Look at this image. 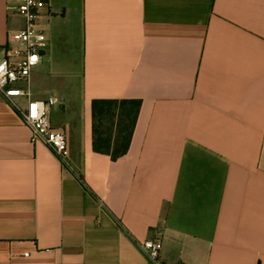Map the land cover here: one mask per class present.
Instances as JSON below:
<instances>
[{
    "label": "crops",
    "instance_id": "crops-1",
    "mask_svg": "<svg viewBox=\"0 0 264 264\" xmlns=\"http://www.w3.org/2000/svg\"><path fill=\"white\" fill-rule=\"evenodd\" d=\"M38 23L18 85L56 100L68 165L0 95V264H156L150 239L160 264H264V0H50ZM23 26L0 0V47ZM94 100L141 102L117 160Z\"/></svg>",
    "mask_w": 264,
    "mask_h": 264
},
{
    "label": "built area",
    "instance_id": "built-area-1",
    "mask_svg": "<svg viewBox=\"0 0 264 264\" xmlns=\"http://www.w3.org/2000/svg\"><path fill=\"white\" fill-rule=\"evenodd\" d=\"M15 6L16 12L24 19L22 29L12 33L8 45L0 47V95H2L21 115L23 123L32 133V142L46 145L65 165H68V145L64 132L55 129L50 122L49 106L56 100H37L32 98L28 85L32 70L40 65L43 52L48 46V37L40 28L38 19L41 10L50 0H6ZM12 43L15 46H12ZM24 98L26 105L20 107L16 101ZM140 248L150 260L160 264L161 242L159 239L145 240ZM29 253H26L28 256Z\"/></svg>",
    "mask_w": 264,
    "mask_h": 264
},
{
    "label": "trees",
    "instance_id": "trees-1",
    "mask_svg": "<svg viewBox=\"0 0 264 264\" xmlns=\"http://www.w3.org/2000/svg\"><path fill=\"white\" fill-rule=\"evenodd\" d=\"M140 106L139 100H94L93 149L113 160L124 156L131 145Z\"/></svg>",
    "mask_w": 264,
    "mask_h": 264
}]
</instances>
